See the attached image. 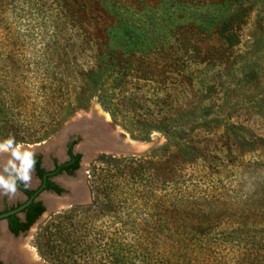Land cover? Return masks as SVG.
Wrapping results in <instances>:
<instances>
[{
  "label": "rangeland",
  "instance_id": "obj_1",
  "mask_svg": "<svg viewBox=\"0 0 264 264\" xmlns=\"http://www.w3.org/2000/svg\"><path fill=\"white\" fill-rule=\"evenodd\" d=\"M68 6L75 8L70 1ZM241 7L245 17L239 29L231 28L235 35L228 41L215 29L209 32L206 55H192L176 48L180 41H171L172 52L137 55L131 68L127 64L109 71L101 99L107 111L96 97L82 106L75 103L81 72L94 68V48L78 21L64 14V1L0 0V164L20 165L12 155L16 145L23 146L21 152L43 155V165L49 168L53 160H64L65 144L73 137L60 144L57 135L80 114H91L97 104L109 114L110 128L122 129L121 139L126 134L142 145L139 154L96 153L87 158L78 142L74 150L82 154L83 169L55 181L77 186L86 200L72 211L68 205L47 208L29 232L10 239L20 251H0V264H178L176 244L156 226L163 220L160 214L167 218L173 212L170 203L160 202L155 190L159 183L148 182L156 178L152 170L137 173V159L159 160L161 167L167 163V170L187 177L195 195L214 191L220 200L233 199L240 187L246 190L252 182L253 164L264 163V0H243ZM236 8L233 5L232 11ZM215 12L210 7L206 13L218 19ZM49 83L62 86L72 111L56 133L32 142L30 134L42 135L49 123L43 107ZM173 118L189 122L186 140L172 137L168 142L158 129L161 120ZM9 139L14 143L9 145ZM102 155L112 160H100ZM171 155L169 164L165 158ZM125 158L133 160L122 162ZM107 170L113 175L111 189L104 198L94 199L93 171ZM42 195L54 203L61 200ZM193 257L200 264L207 259ZM214 259L217 254L209 261Z\"/></svg>",
  "mask_w": 264,
  "mask_h": 264
},
{
  "label": "trees",
  "instance_id": "obj_2",
  "mask_svg": "<svg viewBox=\"0 0 264 264\" xmlns=\"http://www.w3.org/2000/svg\"><path fill=\"white\" fill-rule=\"evenodd\" d=\"M63 1L64 14L78 21L85 36L91 38L94 48V68L81 72L82 83L75 103L82 106L96 97L107 111L109 107L101 99L105 94L104 78L113 68L120 65H129L131 68V60L138 62L139 56L149 57L158 54L162 49L172 52L174 43L179 41L181 43H178L176 48L189 50L192 55H206L210 46L207 40L209 32L215 29L220 38L230 41L235 35L234 30L239 29L245 17V8L241 7L243 0ZM69 1L75 8L68 6ZM233 5L237 6L235 11H232ZM210 7L216 8L218 19L206 13ZM222 15L224 20H221ZM232 27L234 30H231ZM226 31L231 33L225 34ZM46 90L43 107L47 108L49 123L42 135L30 134L29 139L32 142H39L56 133L70 113L68 111H72L68 110L71 104L67 97L64 99L62 86H52L49 83ZM161 124L163 126L158 129L164 132L168 142L172 137L186 140V126L189 125L187 120L173 118L161 120ZM261 143L264 145V140H261ZM106 159L112 160L110 156H100V160ZM172 159L173 155L165 158L169 164ZM132 160L125 158L121 161L130 164ZM137 161V173L152 170L156 178L148 182L159 183L155 190L161 195L160 202L163 205L170 203L169 208L173 211L167 218L166 215L160 214L163 220L156 226L164 233L166 239L168 236L176 244L175 263L200 264L195 262L193 257L198 254V258H207L201 264H264V163L253 164L255 169L252 182L246 190L240 187L235 198L220 200L214 191H211L213 194H193L194 186L187 177L177 174L174 170H167V163L161 167L159 160L143 158ZM63 168L66 169L67 166ZM38 173H41V170ZM93 177L90 181L93 198H104L111 189L109 186L113 175L109 170L105 173L93 171ZM136 182L141 184L142 180ZM50 186L56 188L52 184ZM242 191L243 194L239 196ZM77 207H71L70 211ZM10 229L16 232L12 222ZM37 247L39 250V243ZM195 249L201 255L195 252ZM190 250H194V253ZM39 252L42 254L41 249ZM213 254L218 256V259H214L217 263L209 261ZM188 256L193 259H188Z\"/></svg>",
  "mask_w": 264,
  "mask_h": 264
},
{
  "label": "flooded vegetation",
  "instance_id": "obj_3",
  "mask_svg": "<svg viewBox=\"0 0 264 264\" xmlns=\"http://www.w3.org/2000/svg\"><path fill=\"white\" fill-rule=\"evenodd\" d=\"M79 141L80 138L78 137L70 138L66 142L64 148L65 159L62 161L53 160L50 168L43 165V155L38 153L33 154L35 163L31 172L35 178H32L33 182H28V184H34L35 180L37 184L35 186H29L28 184L25 185L24 183H20L14 194H2V196H0V216L4 215L0 217V238L2 233L14 239L19 235L26 234L44 214L49 205L60 206V204L57 203L60 200L56 203H49L45 197V200L48 202V205H46L42 199L44 198L42 197V193L47 192L61 196L63 193L67 192L64 186L55 181V177L65 176L66 178H72L76 175L77 171L80 170L82 154L74 150V147ZM66 166V169L63 168ZM5 167L9 169L12 168L11 165L0 164V170H3ZM40 170L41 173H38ZM50 184L60 191L58 192L57 189L50 186ZM18 196L22 199H18ZM9 198H11L12 201H9ZM61 200L66 204L65 199ZM20 207L21 209H19ZM10 222H12L13 226L16 228V232L10 229Z\"/></svg>",
  "mask_w": 264,
  "mask_h": 264
},
{
  "label": "water",
  "instance_id": "obj_4",
  "mask_svg": "<svg viewBox=\"0 0 264 264\" xmlns=\"http://www.w3.org/2000/svg\"><path fill=\"white\" fill-rule=\"evenodd\" d=\"M84 119H85L86 125L90 122L92 123V120H90L91 119L90 117L84 116ZM70 125L71 126H67L60 132V134L57 135L58 143L62 144V142L68 139V137L70 136L73 138L75 137L80 138L79 142H81L82 147L84 145H91V147H89L88 149L83 150L82 148V151H81V153L87 158L89 156L90 157L94 156L96 153L115 154V155H125L129 153L136 154L135 151H132L131 148H129L130 144L124 143L123 140L128 137L126 134L123 139L120 138L119 136L120 133L116 134L117 136L115 137L122 140V141L116 142L115 141L116 138H113L112 135L107 134L106 136L103 134L102 127L100 125L94 124L93 126L91 125L82 126V125H78V123L75 125L74 124H70ZM111 130L112 132L117 131L116 128H113ZM53 146L54 144H51L49 148H53ZM92 146L99 147V149L101 150L96 152L95 150H93ZM137 154L139 153L137 152ZM82 169L83 167L81 166L80 170ZM64 189L67 192L63 193L61 197L56 194H52V193H49V194L55 196L56 198L65 199L66 205L68 206L80 205L82 202L86 200V195H84V193L78 192L77 186L73 185V187H65ZM52 208L53 206L51 205L48 206V209H52ZM19 209H21V207ZM2 216L4 215H1L0 217Z\"/></svg>",
  "mask_w": 264,
  "mask_h": 264
},
{
  "label": "bare ground",
  "instance_id": "obj_5",
  "mask_svg": "<svg viewBox=\"0 0 264 264\" xmlns=\"http://www.w3.org/2000/svg\"><path fill=\"white\" fill-rule=\"evenodd\" d=\"M91 115V116H90ZM84 116H88V117H90L91 119L90 120H92V123L90 122V123H88L87 125L85 124V119H84ZM110 120V116H109V114L108 113H106L105 111H103L100 107H99V105L97 104V106H96V109L93 111L92 110V113L91 114H86V113H84V114H80V116H79V118H76V120H75V122H74V125L75 124H77L78 123V125H86V126H89V125H91V126H93L94 124L95 125H100L101 127H102V131H103V134L104 135H106L107 136V134L108 135H112V137L113 138H116L115 139V141L117 142V141H122L121 139H119V138H117V137H115V136H117L116 134H118V133H122V129H121V131L118 129V128H120V127H117L116 128V130L117 131H114V132H112V130H111V128H110V126L108 125V121ZM117 132V133H116ZM90 133V132H89ZM90 135V134H89ZM124 143L125 144H130L129 145V148H131V150L132 151H135V152H141L142 150V145H140L139 143H137L135 140H133V139H131V138H129V137H127V138H125L124 140ZM141 146V147H140ZM89 147H91V145H84L82 148H83V150H85V149H88ZM92 148H93V150H95L96 152H98V151H100L101 149H99V147H93L92 146ZM141 148V149H140ZM29 182H33V179H32V177H31V180L29 181ZM78 193V192H77ZM84 195H85V193H84ZM45 197V196H44ZM46 199H47V201L49 202V203H51L52 201L50 200V199H48L47 197H46ZM57 203H59L60 204V206H65L66 204L65 203H63V201L62 200H60V201H58ZM10 239L11 238H9L8 236H7V234H5V233H3V235H2V237H1V239H0V251L1 252H9L10 253V251H11V253L12 254H16L17 252L19 253V251H17V249L18 248H16L13 244H10ZM9 255V254H8ZM18 256H20V254L18 255Z\"/></svg>",
  "mask_w": 264,
  "mask_h": 264
},
{
  "label": "clouds",
  "instance_id": "obj_6",
  "mask_svg": "<svg viewBox=\"0 0 264 264\" xmlns=\"http://www.w3.org/2000/svg\"><path fill=\"white\" fill-rule=\"evenodd\" d=\"M7 143L11 145L14 141L9 139ZM21 147L23 146L16 145L12 150V155L21 162L20 165L13 164L11 169L5 167L0 170V193L4 195L14 194L17 191L18 184L24 183L27 185L31 180V170L35 163L33 153L30 151L21 152L19 151Z\"/></svg>",
  "mask_w": 264,
  "mask_h": 264
}]
</instances>
